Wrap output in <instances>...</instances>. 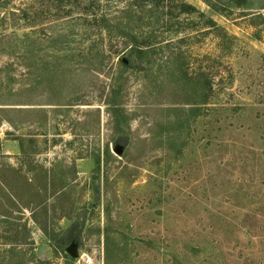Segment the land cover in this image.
Masks as SVG:
<instances>
[{
	"label": "rangeland",
	"instance_id": "rangeland-1",
	"mask_svg": "<svg viewBox=\"0 0 264 264\" xmlns=\"http://www.w3.org/2000/svg\"><path fill=\"white\" fill-rule=\"evenodd\" d=\"M87 1L0 0V264H264V0L130 68Z\"/></svg>",
	"mask_w": 264,
	"mask_h": 264
},
{
	"label": "trees",
	"instance_id": "trees-1",
	"mask_svg": "<svg viewBox=\"0 0 264 264\" xmlns=\"http://www.w3.org/2000/svg\"><path fill=\"white\" fill-rule=\"evenodd\" d=\"M83 6L78 21L83 25L86 40L91 42L96 31L100 42H103L100 36L104 35L109 43L108 47L94 44L90 50L96 56H105V53L110 57L124 55L126 58L120 56L119 59L125 68L143 57H151L160 49V40L164 36L184 32L180 27L181 16L197 14L204 18L183 0H88ZM256 18L264 24V16L259 14ZM206 28L218 32L220 39L230 38L211 19L206 21Z\"/></svg>",
	"mask_w": 264,
	"mask_h": 264
},
{
	"label": "water",
	"instance_id": "water-1",
	"mask_svg": "<svg viewBox=\"0 0 264 264\" xmlns=\"http://www.w3.org/2000/svg\"><path fill=\"white\" fill-rule=\"evenodd\" d=\"M115 152L119 154V153H121V150L119 148H117L115 150ZM67 252L70 253L72 256H76V253L73 252L70 248L67 249Z\"/></svg>",
	"mask_w": 264,
	"mask_h": 264
}]
</instances>
